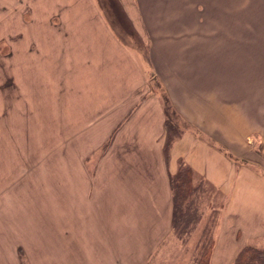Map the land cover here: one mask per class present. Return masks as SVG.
I'll list each match as a JSON object with an SVG mask.
<instances>
[{
	"label": "rangeland",
	"instance_id": "1",
	"mask_svg": "<svg viewBox=\"0 0 264 264\" xmlns=\"http://www.w3.org/2000/svg\"><path fill=\"white\" fill-rule=\"evenodd\" d=\"M124 1L82 0L81 5L78 0H0V264H194L202 243L219 237L227 198L210 183H203L192 206L200 218L183 238L170 230L162 240L149 239L150 229L163 222L161 213L136 214L147 229L138 230L141 243L136 240L137 231L132 239L124 237L126 241L117 235L120 214L100 213L102 202L97 204L89 193L95 170L90 161L105 154L106 127L96 126L92 132L85 122L90 116L93 122L101 120L111 104L108 95L128 98L141 93L160 99L165 112L171 105V121L180 130L201 133L173 113L170 86L157 81L153 62H159L163 74L174 76L166 69L168 59L177 57L169 51L171 37L167 36L184 30L189 33L185 41H190V53L178 56H190V60L176 63L174 72L190 79L192 68V74L203 73L199 78L210 77L204 89L212 88L217 79L218 31L237 24L235 14L241 15L244 29L258 28L259 58H264V0H139L148 27L157 33L152 55L149 39L137 32L144 30L138 20V3ZM193 33L204 36L192 37ZM136 47L147 51L141 55L145 61L138 60ZM126 50H131V63L140 80L108 85L110 64L129 62ZM119 73L123 76L124 71ZM126 104L121 101L118 106L127 108ZM119 157L115 162L119 167L111 165L117 177L124 173L123 159L130 162L122 150ZM85 158L88 165H82ZM107 176L105 172L106 190ZM198 178H194L196 185L202 182ZM112 185L116 188L120 182L114 179ZM118 192L117 197L111 196L121 204L133 195ZM103 222L112 233L107 240L98 230ZM91 224L96 229L91 230ZM83 234L88 240L94 235L96 244L89 245L83 238L80 245Z\"/></svg>",
	"mask_w": 264,
	"mask_h": 264
},
{
	"label": "crops",
	"instance_id": "2",
	"mask_svg": "<svg viewBox=\"0 0 264 264\" xmlns=\"http://www.w3.org/2000/svg\"><path fill=\"white\" fill-rule=\"evenodd\" d=\"M78 1L82 5V0ZM122 2L125 4L124 0ZM136 2L138 20L144 28V30L138 28L137 32L140 38L149 39L152 44L150 48L152 55L155 53L154 42L157 43L158 40L152 39L157 33L148 27L147 17L139 8V0ZM240 17L241 15L235 14V19L239 22L232 23L229 30L218 31V66L214 68L217 79H214L212 88L204 89L206 82L211 83L210 77L199 78L203 73L192 74V68L190 79L174 72L178 70L176 63L188 64L190 60V56L187 58L178 56L190 53V41H185L189 33L184 30L171 32L167 36L171 37L169 51L177 57L168 59L171 62L166 69L173 72L174 76L168 77L163 74L159 62H153L160 81L154 80L166 88L170 86L168 91L176 113L184 121L196 125L201 130V133L189 129L181 130V135L173 143L169 161L164 153L167 115L160 99L154 100L151 96L146 98L141 93L131 94L128 98L108 95V102L111 104L99 118L101 120L93 122L92 116L86 120L85 125L87 128L90 127L92 132L96 126H105L107 131L104 156L97 161H90L95 170L89 180V193L92 200L95 201L96 198L97 204L102 202V207L97 205L98 209L101 207L100 213L104 214L106 210L120 214L116 234H122L123 240L128 236L132 239L137 231L135 237L137 242L141 243L138 230L147 229L143 219L136 214L163 215L162 224L150 229L151 233H147L149 239L158 237V240H162L169 235L170 230L172 231L173 199L170 176L178 171L179 160L183 159L194 169L196 179L200 176L198 180L210 183L227 198L219 237L214 239L210 263L234 264L244 246L264 249V63H261L264 58H259L258 28L244 29ZM108 19L113 20L112 14H108ZM235 19L233 22H236ZM201 36L204 34H192V37ZM128 52L126 50L129 62L113 61L110 64L108 85L121 86L125 85L128 79L131 83L140 80L139 73V77L134 73L137 69L132 64L131 50ZM144 52L147 51L136 47L135 53L140 54L139 61L142 58L145 61L146 56H141ZM134 65L140 72L139 62L135 60ZM121 70L124 71L123 76L119 73ZM143 70L145 68L142 67ZM129 72L131 77L127 78ZM142 79L146 81V77ZM198 80L206 81L198 83ZM121 101L128 103L127 108L125 105H122V109L119 108L118 104ZM112 105L113 108L109 109ZM81 118L83 124V115ZM80 132H83V129ZM121 150L130 162L128 164L127 159H123L124 173L117 177L111 172L113 170L111 165L116 162ZM88 160L85 158L82 165H88ZM115 166L119 167L117 163ZM105 172H108L106 180L108 192L103 187ZM111 179H116L120 185L115 188ZM121 190L125 196H128L129 192L133 193L130 200L122 204L114 202L111 196L117 197L115 192L120 193ZM149 201L154 205L151 203L147 205ZM103 221L107 220L104 218ZM104 222L98 230L102 231V236L107 240L112 237V233L108 231V226ZM90 228L94 230L96 226L91 224ZM83 238L89 245L96 244L94 235L88 240L83 234L80 236V245L83 244Z\"/></svg>",
	"mask_w": 264,
	"mask_h": 264
},
{
	"label": "trees",
	"instance_id": "3",
	"mask_svg": "<svg viewBox=\"0 0 264 264\" xmlns=\"http://www.w3.org/2000/svg\"><path fill=\"white\" fill-rule=\"evenodd\" d=\"M172 106L167 105V138L164 148L166 159L169 161L171 158V150L174 141L181 135L180 126L171 121L170 110ZM173 113L176 111L173 110ZM180 116L178 113H176ZM179 169L176 173L170 176L172 199H173V215H172V231L183 238L184 233H188L191 230L193 224L199 220L197 208L192 210V206L196 203L197 195L201 192L203 180H199L200 184H194V178L196 174L194 169L187 165L183 159L179 160ZM196 180V179H195ZM213 242L202 243V253L195 260L194 264H211L210 257L214 250ZM234 264H264V249L254 246H244L238 253Z\"/></svg>",
	"mask_w": 264,
	"mask_h": 264
}]
</instances>
